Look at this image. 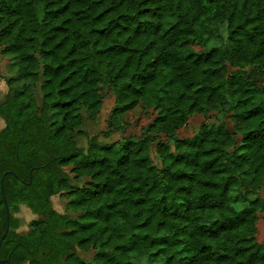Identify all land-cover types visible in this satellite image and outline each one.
I'll return each mask as SVG.
<instances>
[{
  "label": "trees",
  "instance_id": "obj_1",
  "mask_svg": "<svg viewBox=\"0 0 264 264\" xmlns=\"http://www.w3.org/2000/svg\"><path fill=\"white\" fill-rule=\"evenodd\" d=\"M0 48L6 85H22L0 103V260L264 264V0H0ZM100 86L114 95L103 138L139 104L156 116L85 150L75 137L100 112ZM194 116L205 121L181 139ZM19 205L35 217L27 234Z\"/></svg>",
  "mask_w": 264,
  "mask_h": 264
},
{
  "label": "rangeland",
  "instance_id": "obj_2",
  "mask_svg": "<svg viewBox=\"0 0 264 264\" xmlns=\"http://www.w3.org/2000/svg\"><path fill=\"white\" fill-rule=\"evenodd\" d=\"M219 30L223 38L222 48L227 51L231 50L230 45L226 41L225 24L221 23L219 26ZM12 74L13 73L10 70V58L8 56H4L0 54V103H2L5 100V97L9 92L20 89L22 87V85L19 83L14 84L10 88L6 85L5 81L8 78L12 77ZM36 92H37L36 98L37 100H39L40 93L38 86ZM99 94L102 97V106L99 114L97 115L94 121H89L85 119L83 123L82 131H84L87 134V137L82 139L75 137L77 146L79 148H83L86 150L88 140L94 137H96L97 140L101 143L118 142L121 140L122 137H129V136L138 137L140 135V129L151 123L156 116V111L139 104L134 110L118 116V124L122 126L123 128L122 132L114 133L109 138H103V136L100 135V132H106L108 130V126L111 124L110 112L114 105V95L112 89L106 86H100ZM204 121L205 119L202 116L192 117L191 119H189L187 124L177 132V135L181 139L190 138L196 132L198 126ZM224 122L226 124V127L229 130H231L230 121L228 119H225ZM3 125L4 123L0 119V130L3 128ZM154 157H155L154 151L152 150L151 158L153 159L154 164L158 165V162L154 160ZM65 170L66 172L69 173L70 168H66ZM70 178H71V182H70L71 186L77 188L84 187L85 184L89 181L87 178H83L80 180H73L72 175H70ZM260 195L262 196L261 193ZM250 198L252 199L254 198V196H250ZM50 201L52 208L56 212L65 213L68 211L67 203L69 200L65 194L54 196L51 198ZM13 216L17 218L19 221L18 232L20 234H27L31 228L32 222H34L35 220V217L31 214L30 210L24 205H19V212ZM255 239L258 243H261L264 240V221L261 215L259 216V220L256 224ZM78 255L79 257L85 260H89L92 257L93 252H89L88 254H83L79 252Z\"/></svg>",
  "mask_w": 264,
  "mask_h": 264
},
{
  "label": "water",
  "instance_id": "obj_3",
  "mask_svg": "<svg viewBox=\"0 0 264 264\" xmlns=\"http://www.w3.org/2000/svg\"><path fill=\"white\" fill-rule=\"evenodd\" d=\"M9 174L14 176V174L11 172H9ZM0 196H1V200L3 202L4 213H5V227H4V231H3L2 235L0 236V246H1L2 240L5 237V235L7 234L8 228H9V211H8V206H7V203L5 200V196H4L2 179L0 180ZM5 263L10 264L9 258L4 259V260H0V264H5Z\"/></svg>",
  "mask_w": 264,
  "mask_h": 264
}]
</instances>
